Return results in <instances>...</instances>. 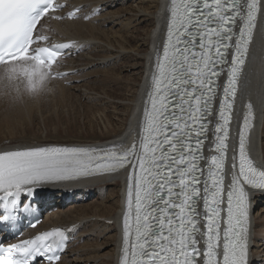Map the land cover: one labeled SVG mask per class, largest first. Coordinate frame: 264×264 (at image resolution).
<instances>
[{"label":"snow or ice","instance_id":"1","mask_svg":"<svg viewBox=\"0 0 264 264\" xmlns=\"http://www.w3.org/2000/svg\"><path fill=\"white\" fill-rule=\"evenodd\" d=\"M65 7L57 0H0L5 95L21 74L29 92L68 75L53 68L76 42L48 44L38 28ZM78 11L65 15L76 18ZM164 11L145 98L126 136L0 144V222L30 213L39 188L123 174L118 264H252V212L256 194H264V159L249 150L253 104L241 115L237 99L243 100L252 63L264 66V0H167ZM82 226L0 242V264H62Z\"/></svg>","mask_w":264,"mask_h":264},{"label":"bare ground","instance_id":"2","mask_svg":"<svg viewBox=\"0 0 264 264\" xmlns=\"http://www.w3.org/2000/svg\"><path fill=\"white\" fill-rule=\"evenodd\" d=\"M128 1L132 2V5L128 8L124 7V9L118 11L111 10L116 3L121 2L123 5ZM69 3L72 4L71 8L76 6L82 7V17L72 21H47L43 27H47L53 31L50 33L62 40H77L78 44H76V46L79 48L80 52L77 54L76 58H68L58 67L60 71L69 70L68 76L62 80H53L49 78L36 92L28 91L26 78L21 74L13 82L14 88L11 94L13 96L19 95V100L15 101V103H12L13 99L9 97V95H5L3 82H0V95H4V99L0 101V136L6 135L3 138L0 137V144L4 142L43 143L44 141H52H42L35 138H33L34 140H27L28 135H26V131L22 127L25 123L27 125H32V119L30 117L20 119L22 117L21 114H24L23 116L27 114L28 116L33 107L40 105V100L42 98L40 94H42V91L50 94L51 98H57L59 95L58 98L62 103L69 101L70 98L73 101V98L79 96L87 100V103L90 104L86 107L87 111L92 113L93 118L97 117V119L101 120L104 128H80L83 130L82 136L77 135L76 137L84 140L78 139L76 141L82 144L104 143L126 136L130 131L133 115L138 114V110L141 109L145 98L144 94L147 90L149 62L153 58V54L156 50L157 35L161 34V30L164 26V5L167 3V0H70ZM133 5H135V7ZM95 8H101L103 11L101 10V14L94 15L90 20L84 21V13L92 12ZM125 12L132 14L122 19V15L125 14ZM96 21L98 23H96ZM101 22L119 24L121 25V29L123 28L126 30L135 27L137 35L135 37L133 34L124 36L118 32L109 33L106 29L101 27ZM142 23L145 25L143 33L139 30V26ZM137 36H139V38H137ZM127 39H133L134 45L127 42ZM86 41H89V44H87ZM101 41L105 43L101 44ZM258 41L259 36L257 35V42ZM88 48H90L89 51ZM126 56H130L131 60L130 64L123 61L125 66H133L137 69L134 71L132 75L133 78L131 79L123 81V79L115 73H105L104 78H95L92 80V82L98 81L101 83L98 87H95V85L90 86L87 84L90 81H87L81 85H75L73 88L78 87L79 91L78 93H74L71 90L72 87L64 86V81L66 80L83 77V68L93 64L96 59H101L104 62L112 57H115V59H125ZM79 58H81V60H79L81 63L76 64ZM251 69L252 71L248 78V84L243 93V100L241 101L239 97L237 104L241 115H243V108L249 100L253 104V109L256 111L255 125L251 139V152L254 158L259 160L264 159V66H262L259 59H257L252 63ZM0 71H2V67H0ZM80 72L82 73L80 74ZM90 74L91 73L88 72L87 75L89 76ZM47 84L54 85L49 86L47 90H41L45 86L47 87ZM111 98L116 99V101H113ZM77 100H79V98ZM13 114L20 115L11 118ZM44 115L45 114H43V116ZM55 129L58 130V133L56 132L58 137H61L63 131L57 128ZM66 129V133L70 134L71 128ZM46 130L48 132V128H46ZM55 142L75 143L74 141L59 140ZM123 179L124 175H119L115 177L92 178L68 184H59V186L64 188L65 194L75 190L77 193H84L85 197H91L95 194L94 197L96 198L92 199L93 201L88 204L83 202L79 205L77 203L66 204L62 200H55L53 201L54 205L49 206V210L57 209V212L51 213L46 222L47 224H44L41 228L50 225L76 224L83 225L80 230L75 233L77 238H81L87 234V236L84 237L85 240L83 239V244H79L82 239H80L77 244L76 241L72 244L70 250L62 259V264H64L68 258V260H70L69 264H78V262L82 260L83 254H88L94 250L97 251L100 246L96 245L95 247H90L92 244L89 241L86 242V238H98L109 230L113 232L106 237V240L112 245L108 252L109 254L106 255V257L109 258L107 264H118V248H120L121 234L120 219L124 199L122 190L125 185ZM106 188H109V191L106 193L105 197H102L104 189ZM78 199L76 200L78 201ZM260 199H264V194H256L254 208L259 202H264L260 201ZM257 215L254 216L253 212L252 222L255 234L254 243L256 246L252 249V261L260 256V252L263 251L261 247L264 246V228H262L264 227V217L261 216L260 218V216ZM36 231L37 230L34 232ZM70 254L75 255L71 256ZM66 263L68 262L66 261Z\"/></svg>","mask_w":264,"mask_h":264},{"label":"rangeland","instance_id":"3","mask_svg":"<svg viewBox=\"0 0 264 264\" xmlns=\"http://www.w3.org/2000/svg\"><path fill=\"white\" fill-rule=\"evenodd\" d=\"M131 5H132V2H130V1L125 2V4H123V5L121 2H119V3H116L115 6L111 10L112 11H118V10L124 9V7L128 8ZM135 5H133V6L135 7ZM127 12H125V14L122 15V19L126 18L127 16L132 14V13L129 14ZM99 14H101V13H99ZM107 17L111 18L110 16H107ZM96 23H98V22L96 21ZM144 26H145L144 23L140 24V26H139V28H140L139 30L141 31V33H143V31L145 29ZM101 27L106 29V31L109 33L118 32L119 34L124 35V36H126L127 34H130V35L133 34L135 37L137 35L135 27H131L129 30H126L123 28L121 29V25L114 24L112 22L111 23L104 22L101 24ZM137 38H139V36H137ZM127 42L132 43V45H134L133 39H127ZM100 43L104 44L105 42L101 41ZM87 44H89V41L87 42ZM89 50H90V48H88V51ZM79 52L72 55L71 57L76 58L77 54ZM95 52L99 53L97 51H95ZM95 52H93V53H95ZM127 57L128 56H126L125 59H122V58H116L115 59V57H112V58L107 59V61H104V62L101 59H96L93 64L85 66L83 68V71H84L83 77L77 78V79L66 80L69 82L64 81V86L65 87H72L71 90L74 93H78V91H79L78 87L73 88L75 85H81L87 81H90L89 83H87L90 86L95 85V87H98L101 85V83H99L98 81L92 82V80L95 78H97V79L98 78H104L105 73H115L116 75H119V77L121 79H123V81L131 79V78H133L132 75H133L134 71L137 69L133 66H125V63L128 62V64H130V60H131L130 56L128 58ZM79 60H81V58L78 59L76 64L81 63V61H79ZM115 60H116V62H115ZM78 66H80V65H78ZM88 72L91 73L89 76L87 75ZM81 73L82 72H80V74ZM0 74H2V71H0ZM62 79H57V80H62ZM53 80H56V79H53ZM51 85H54V84H47V87L45 86L46 88L44 87L41 90H47L49 88V86H51ZM41 93L42 94H40V97H42L43 99L41 98L40 105L33 107V109L30 111L28 116H27V114H25V116H23L24 114H21L22 117L20 119H22V118L26 119L27 117H30L32 119V125H27L25 123V125L22 127L25 129L26 135H28L27 140H34L33 138H35V139L42 140V141L52 140L49 142H55V141L59 140V141H74L75 143H77L76 140L82 139V138L76 137L77 135H81L83 133V130L80 128H85V129L86 128H104L103 124L101 123V120L97 119V117L93 118L92 113L87 111L86 107L90 104L87 103V100L85 98H81V96H79L77 98H73V101L70 98L69 101L62 103V101H60V99L58 98L59 95L57 96V98H51L50 94H48L47 92L42 91ZM57 94H58V91H57ZM47 96H49V97H47ZM9 97L12 98L14 96L11 94V95H9ZM78 98H79V100H77ZM3 99H4V95L1 94L0 95V101ZM111 99L113 101H116V99H114V98H111ZM12 103H15V102L13 101ZM21 103H22V101H21ZM38 109H39V111H38ZM43 114H45V115L43 116ZM17 115H20V114H13L12 115L13 117H11V118H14V116H17ZM45 122H46V124H45ZM97 124H98V126H97ZM46 128H48V132H47ZM55 128L63 131L61 134L62 135L61 137H58V135L56 134V132L58 130H56ZM66 128H71L70 134L66 133L67 132V131H65V130H67ZM4 136H6V135H2L0 137L3 138ZM82 140H84V139H82ZM108 189L109 188L104 189L102 197L106 196V193H108V191H109ZM79 194L82 195V199H80V201H79V199L77 201L75 198V200H73L72 202H69V203H77L79 205V204H82L84 202V203L88 204L89 202L93 201L92 199L95 198L94 197L95 194L92 195L91 197L90 196L85 197L84 193L82 194V192ZM81 195H79V197ZM260 201H264V199L263 200L260 199ZM263 209H264V202H259L257 204V206L255 208H253L254 216H256L258 214L257 216H260V218H261V216L264 217V210ZM262 228H264V227H262ZM112 232H113L112 230H109L108 232L103 233L101 236H99L98 238L96 237L94 239H92V237H87L86 242L89 241L92 244L90 247H95L96 245H98V246H100V248L97 251L94 250V251L89 252L88 254L87 253L83 254L82 260H80L78 262V264H107L109 261V258L106 257V255L109 254L108 252L111 249L112 245L106 240V237L111 235ZM86 236H87V234L85 236H82L81 238H77L76 243H78L79 240L82 239L81 240L82 243L79 242V244H83V242L85 240L84 237H86ZM262 249H263V251L260 252V256L258 258H256L255 260H253L254 262L252 261V264H264V246L261 247V250ZM74 255L75 254H72L71 256H74ZM68 259L66 260L68 263H66V261H65L64 264L70 263V260H68Z\"/></svg>","mask_w":264,"mask_h":264}]
</instances>
